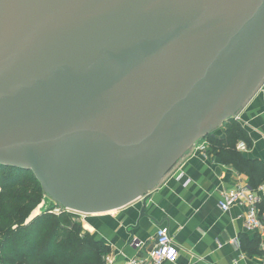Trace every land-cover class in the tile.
I'll list each match as a JSON object with an SVG mask.
<instances>
[{"label":"water","instance_id":"1","mask_svg":"<svg viewBox=\"0 0 264 264\" xmlns=\"http://www.w3.org/2000/svg\"><path fill=\"white\" fill-rule=\"evenodd\" d=\"M263 83L264 0H0V166L73 214L144 206Z\"/></svg>","mask_w":264,"mask_h":264},{"label":"crops","instance_id":"2","mask_svg":"<svg viewBox=\"0 0 264 264\" xmlns=\"http://www.w3.org/2000/svg\"><path fill=\"white\" fill-rule=\"evenodd\" d=\"M235 120L248 138L238 141L235 150L245 159L264 165V83ZM223 131L212 134L220 138ZM240 142L246 146L243 151L237 149ZM239 186L256 190L264 220V180L253 187L247 175L212 153L206 144L205 151L186 153L149 192L144 206L139 200L119 211L84 216V230L109 247L106 258L110 257L113 264H130L147 257L159 227L169 230L178 247L177 260L172 264H264V241L246 228V208L235 205L223 211L219 207L222 196ZM252 240L258 241L257 252L244 247V241Z\"/></svg>","mask_w":264,"mask_h":264},{"label":"trees","instance_id":"3","mask_svg":"<svg viewBox=\"0 0 264 264\" xmlns=\"http://www.w3.org/2000/svg\"><path fill=\"white\" fill-rule=\"evenodd\" d=\"M223 125L222 137L203 139L207 147L258 186L264 165L235 150L238 141H248L246 133L235 119ZM44 196L31 171L0 166V264H105L109 247L84 233L71 213H42L26 223ZM244 247L257 252L258 241H244Z\"/></svg>","mask_w":264,"mask_h":264},{"label":"built area","instance_id":"4","mask_svg":"<svg viewBox=\"0 0 264 264\" xmlns=\"http://www.w3.org/2000/svg\"><path fill=\"white\" fill-rule=\"evenodd\" d=\"M205 148L206 143L201 140L195 143L190 151H205ZM245 148L246 146L243 142L237 145L238 150L243 151ZM259 201L260 199L256 194V190L250 189L247 186H239L226 192L222 196L219 207L221 210L227 211L235 205L244 206L246 208L244 219L246 228L251 232L257 233L259 238L264 241V220L258 208ZM64 211L71 213L62 208L61 212ZM177 257L178 247L173 242L169 230L166 227H159L155 233L154 246L147 254V257L134 260L130 264H172L176 262ZM105 264H113L112 259L107 257L105 259Z\"/></svg>","mask_w":264,"mask_h":264},{"label":"rangeland","instance_id":"5","mask_svg":"<svg viewBox=\"0 0 264 264\" xmlns=\"http://www.w3.org/2000/svg\"><path fill=\"white\" fill-rule=\"evenodd\" d=\"M224 125H221L218 129H222ZM216 129V130H218ZM186 155V154H185ZM62 211L61 206L57 205L54 201H52L49 197H47L46 195L42 198L40 204L32 211V213L30 214V216L28 217V219L26 220V223L30 222L34 217L42 214V213H52L54 215H59ZM71 215L80 222L81 226H82V230L84 233H87L84 230V226H83V222L85 221L84 216L81 215H77V214H72ZM89 234V233H87Z\"/></svg>","mask_w":264,"mask_h":264}]
</instances>
